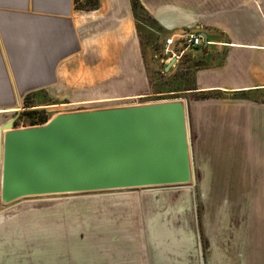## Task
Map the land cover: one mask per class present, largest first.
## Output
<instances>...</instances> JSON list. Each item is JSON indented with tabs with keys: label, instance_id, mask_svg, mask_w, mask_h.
Instances as JSON below:
<instances>
[{
	"label": "rangeland",
	"instance_id": "374dc122",
	"mask_svg": "<svg viewBox=\"0 0 264 264\" xmlns=\"http://www.w3.org/2000/svg\"><path fill=\"white\" fill-rule=\"evenodd\" d=\"M232 1L237 7L246 2ZM89 7L87 0H77V10ZM134 13L150 91L132 105L188 104L196 185L29 200L7 210L0 202V264H264L261 136L249 133L246 113H232L246 101L261 110L264 94L258 100H198L186 91L194 67L167 73L162 28L146 10ZM30 111L36 114L26 115ZM64 111L39 95L0 112V126L10 120L18 130L42 126ZM44 117L45 124L32 126Z\"/></svg>",
	"mask_w": 264,
	"mask_h": 264
},
{
	"label": "crops",
	"instance_id": "0c3cea01",
	"mask_svg": "<svg viewBox=\"0 0 264 264\" xmlns=\"http://www.w3.org/2000/svg\"><path fill=\"white\" fill-rule=\"evenodd\" d=\"M98 1L96 9L79 11L77 0H0V112L39 95L67 108L65 113L135 106L147 96L150 81L132 0ZM173 1L139 0L165 42L172 38L171 48L184 52L172 73L186 70L185 64L194 67L196 90L189 94L220 93L206 100L264 94V0H246L241 7L232 0H197L196 8ZM185 33L205 34L208 41L181 48ZM243 103L232 113H246L249 133L261 136L264 163V107Z\"/></svg>",
	"mask_w": 264,
	"mask_h": 264
},
{
	"label": "water",
	"instance_id": "95a60500",
	"mask_svg": "<svg viewBox=\"0 0 264 264\" xmlns=\"http://www.w3.org/2000/svg\"><path fill=\"white\" fill-rule=\"evenodd\" d=\"M0 147L3 210L29 200L196 185L181 101L60 113L19 130L10 120L0 127Z\"/></svg>",
	"mask_w": 264,
	"mask_h": 264
},
{
	"label": "trees",
	"instance_id": "16d2710c",
	"mask_svg": "<svg viewBox=\"0 0 264 264\" xmlns=\"http://www.w3.org/2000/svg\"><path fill=\"white\" fill-rule=\"evenodd\" d=\"M88 4H90V7L84 10H94L98 7L99 1L98 0H87ZM132 6H133V11L135 12L136 8H140L142 11H145V8L141 5V3L138 0H132ZM135 15V13H134ZM196 90L194 88V84L190 85L187 87L186 91H194ZM195 96H197L198 100H206V99H214L220 97V93L218 92H201V93H194ZM261 93H255V94H250V93H239L236 95L237 99H244V100H258L259 96ZM258 97H257V96ZM28 102V101H27ZM36 112H27L26 115L28 116H33L35 115ZM48 121V118L44 117L43 119L39 121H34L32 122V126L34 125H41L45 124Z\"/></svg>",
	"mask_w": 264,
	"mask_h": 264
},
{
	"label": "built area",
	"instance_id": "2783aa9c",
	"mask_svg": "<svg viewBox=\"0 0 264 264\" xmlns=\"http://www.w3.org/2000/svg\"><path fill=\"white\" fill-rule=\"evenodd\" d=\"M203 43V38L200 35L194 33H185L179 36L178 44L180 46L186 45L190 48H197L200 47ZM176 42L171 38L166 41V48L164 49L163 56L167 57L168 60L173 58L180 59L184 54L183 51L179 49L171 48L175 46Z\"/></svg>",
	"mask_w": 264,
	"mask_h": 264
},
{
	"label": "bare ground",
	"instance_id": "6f19581e",
	"mask_svg": "<svg viewBox=\"0 0 264 264\" xmlns=\"http://www.w3.org/2000/svg\"><path fill=\"white\" fill-rule=\"evenodd\" d=\"M1 197V196H0ZM0 202H1V198H0Z\"/></svg>",
	"mask_w": 264,
	"mask_h": 264
}]
</instances>
